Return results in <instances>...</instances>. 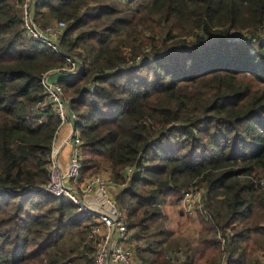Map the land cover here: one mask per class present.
I'll use <instances>...</instances> for the list:
<instances>
[{
	"label": "trees",
	"instance_id": "1",
	"mask_svg": "<svg viewBox=\"0 0 264 264\" xmlns=\"http://www.w3.org/2000/svg\"><path fill=\"white\" fill-rule=\"evenodd\" d=\"M22 1L0 0V186L13 191L0 193V264H93L88 245L58 248L70 228L87 235L90 215L39 189L58 125L41 78L65 58L24 33ZM141 5L36 2L41 27L66 21L59 50L81 61L59 80L80 118L82 173L109 169L125 183L117 199L141 233L165 204L205 187L210 217L199 213L198 244L182 264H253L251 246L264 237V188L254 181L264 174V0Z\"/></svg>",
	"mask_w": 264,
	"mask_h": 264
},
{
	"label": "built area",
	"instance_id": "2",
	"mask_svg": "<svg viewBox=\"0 0 264 264\" xmlns=\"http://www.w3.org/2000/svg\"><path fill=\"white\" fill-rule=\"evenodd\" d=\"M36 2L37 0L22 1L24 33L49 44L65 58L63 64L46 70L41 78L46 95L45 104L54 112L58 125L50 147L48 180L39 189L62 197L73 203L79 212L90 215L89 229L82 244L83 247L88 245L91 248L93 264H143L136 252V245L129 244L133 234L128 228L127 215L119 206L115 191L111 190V186H114L118 193L117 188L124 186L125 183L119 184L98 173L90 175L82 173L83 139L78 127L80 118L73 109L70 98L65 96L64 87L59 80L62 76L77 73L81 61L63 55L59 50L58 37L67 25L66 21L59 20L41 27L35 15ZM134 172L133 166H128L125 170L128 179ZM254 181L257 187L264 188V174ZM205 192V187L186 189L180 200L181 209L191 216L201 213L209 218L210 213L204 207ZM0 193L9 194L13 191L0 186ZM231 232V229L227 230L228 234ZM219 240L224 245L225 236L219 234Z\"/></svg>",
	"mask_w": 264,
	"mask_h": 264
},
{
	"label": "rangeland",
	"instance_id": "3",
	"mask_svg": "<svg viewBox=\"0 0 264 264\" xmlns=\"http://www.w3.org/2000/svg\"><path fill=\"white\" fill-rule=\"evenodd\" d=\"M143 5L150 2V0H141ZM144 3V4H143ZM137 4L133 6L136 7ZM54 24V22H50L47 25ZM45 25V26H47ZM44 26V27H45ZM79 128L81 126L78 125ZM98 174L105 175L112 180H114L113 176L110 174L103 173V171L94 172ZM90 175V174H87ZM121 187H119L120 190ZM118 190V191H119ZM115 198L122 208V210L127 214L126 208L121 206L117 199V192L115 190ZM73 204V203H72ZM74 205V204H73ZM180 201L178 203L168 202L163 206V216L160 219V223L157 226L153 227L148 233H141L140 231L131 230L133 234L131 241L129 244L133 245H145L140 248L138 251L136 250L138 257L144 261V264H175L174 260H184L187 261L188 256L192 254L193 248L198 244L199 231L201 228V223L199 220V215L191 216L186 214L180 207ZM74 211L76 213H80L77 207L74 205ZM159 226V227H158ZM160 227H164L167 231L162 234V236L155 235V231L159 230ZM154 231V232H153ZM153 234L148 239L150 241L157 240L154 242H149L146 239L147 234ZM140 234L141 238L138 237ZM84 237L81 232L77 228H70L69 231L58 241V248L60 252H64L67 250L68 252L72 248H81L82 241ZM163 241L160 242V239ZM257 240H262L260 243L262 247H255L252 245L254 238L251 240V250L249 258L251 263L253 264H264L263 259V251H264V237L259 236L255 237ZM56 248H52L55 250ZM83 250V247L81 248ZM57 251H53L56 253ZM72 253V252H71ZM176 253V254H175ZM182 256V257H181ZM153 262V263H152Z\"/></svg>",
	"mask_w": 264,
	"mask_h": 264
},
{
	"label": "crops",
	"instance_id": "4",
	"mask_svg": "<svg viewBox=\"0 0 264 264\" xmlns=\"http://www.w3.org/2000/svg\"><path fill=\"white\" fill-rule=\"evenodd\" d=\"M103 173H106V174H110V175H112L111 173H110V170L108 169V170H105V171H103ZM111 190L112 191H115L116 190V187H112L111 186ZM117 190H119L118 188H117ZM181 207V206H180ZM193 216H196V215H193ZM198 216V215H197ZM176 254V253H175ZM182 257V256H181ZM174 262H175V264H182V263H184L185 261L184 260H181V259H179V260H174Z\"/></svg>",
	"mask_w": 264,
	"mask_h": 264
}]
</instances>
